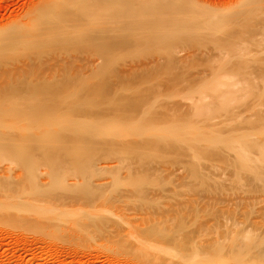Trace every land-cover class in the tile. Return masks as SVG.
<instances>
[{
	"label": "rangeland",
	"instance_id": "374dc122",
	"mask_svg": "<svg viewBox=\"0 0 264 264\" xmlns=\"http://www.w3.org/2000/svg\"><path fill=\"white\" fill-rule=\"evenodd\" d=\"M39 1L0 0V24ZM45 1L80 25L0 54V264H264V0L145 41L127 20L156 0Z\"/></svg>",
	"mask_w": 264,
	"mask_h": 264
},
{
	"label": "bare ground",
	"instance_id": "6f19581e",
	"mask_svg": "<svg viewBox=\"0 0 264 264\" xmlns=\"http://www.w3.org/2000/svg\"><path fill=\"white\" fill-rule=\"evenodd\" d=\"M147 2L146 0H143ZM157 2L159 0H156ZM256 0H252L249 4L242 6L238 9L228 10V12H224L222 10H215L213 8H202L203 6H198L196 3L195 6L189 7V5L179 6L178 9H175L173 6V2L171 0H161L160 2H156L157 14L148 16L145 14L144 16L139 14V19L135 22H131L128 24L129 26H134L136 28L143 29L146 33L145 39H143L139 35H132L127 38H115L113 41L116 44H124L126 46H137L140 43V40H151L155 35L162 34L163 36L169 35L171 30L170 26L172 15L178 17L180 21L188 18L189 15H198L200 17L210 18L215 21H220L222 19H226L229 21L231 25L237 26V22L244 17H246L249 13V8L251 5L255 3ZM59 4L50 3L45 0L39 1L36 3L38 7H27L20 17H18L13 23H1L0 24V54H3L4 49L12 48L14 46L19 47L22 45V42H31L34 40L42 41L47 38L48 34L51 32L54 36V40L56 42L61 41L60 34H64V29L68 26L80 25L79 21H68L65 17L66 14H62V12L55 11L54 7ZM172 7V10L170 9ZM48 10V11H47ZM54 10V11H51ZM142 12L143 9L141 8ZM35 18L34 21L36 23V27L34 29H24L22 28L24 24L29 23V19ZM134 25H132V24ZM180 26V25H178ZM16 28H21L20 30ZM260 35L261 37H256ZM252 42H257L264 39V23H262L259 29L256 32L249 33L245 36ZM46 44L49 43L48 40H45ZM182 49L181 47H177V45L173 46L171 51L174 52V57H177L178 50ZM42 53H38L36 57H40ZM213 55V54H212ZM52 58H55L53 54ZM186 57H190V55H186ZM236 97L234 93H230L226 98ZM225 99V100H226ZM221 244L218 245L217 250H213L211 253L212 258H217L220 253L218 249H220ZM242 246L238 243H233L229 252L233 254H242Z\"/></svg>",
	"mask_w": 264,
	"mask_h": 264
}]
</instances>
